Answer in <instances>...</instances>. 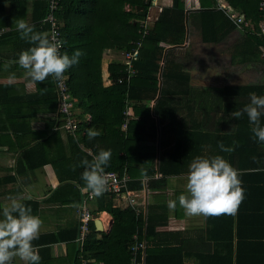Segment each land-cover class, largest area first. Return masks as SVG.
Instances as JSON below:
<instances>
[{
    "label": "crops",
    "instance_id": "0c3cea01",
    "mask_svg": "<svg viewBox=\"0 0 264 264\" xmlns=\"http://www.w3.org/2000/svg\"><path fill=\"white\" fill-rule=\"evenodd\" d=\"M35 1L0 0V203H6L13 195L24 196V203L31 207L34 214L41 217L40 235L32 242L41 257L39 264H54L55 261L59 264H104L95 260L86 263V260L80 257L82 250L76 241V208L83 201L89 205L96 216L91 222L94 225V220H98L101 224L102 230H96L94 226V237L98 238L102 233H108L114 222L110 213L97 209L98 203L102 201L107 206L121 209L128 205L127 200L126 197L106 193L98 197L93 196L90 200L85 199L88 189L81 179L85 166L80 162L83 159L91 161L93 155L104 149L103 142L96 145L97 150L94 151L93 147L85 145L86 142L80 139L87 130L83 129V126H89L91 123V110L83 112L76 101L77 110L74 106L73 118L77 127L72 131L64 129V119L56 114V98L45 104L46 96L40 90L43 84L38 82L34 86H26L24 69L14 63L19 53L30 46L28 41L20 38L15 22L17 19H24L33 24V17L36 16L33 11ZM217 2V9H224L228 15L238 14L236 9L224 0ZM191 4L199 8L198 0H193ZM124 8L128 10L130 7L126 4ZM136 9L139 10V7ZM156 14V10H153L148 16L155 18ZM246 20L248 23L245 25L251 26L250 28L244 25L242 28L236 27L220 41L228 39L227 45L231 47V55L240 49L239 45L238 49H235L234 44L240 39L241 33L251 31L264 35V30L260 28H264V16L256 25L250 19ZM191 29H195L199 43H220L203 42L198 27L190 25V32ZM42 32L46 31L43 29ZM189 35L187 31L184 42L189 39ZM240 42L241 39L238 44ZM178 46L180 45H176V48ZM172 47L174 46L165 45L160 66L167 50ZM259 50L261 53L258 58L253 55L251 60L240 57L233 59L230 56L229 62L237 66V79L234 82L224 80L196 86L190 76L188 100H184L187 106L182 101L177 113H170L165 122L154 113V105L162 89L159 72L155 95L146 103L150 116L142 113L143 122L140 121L139 125L131 127L129 122L136 120L138 116L133 105H127L125 111L129 110L130 117L124 128L122 124L125 122V111L122 113L123 118L117 129L130 139L125 140L126 149L119 151L117 156L129 158L121 173L116 170L105 171H114L120 178L126 179L125 189L132 192L130 194L136 201L134 212L143 216V224L140 226L143 236L141 238L136 234L138 241L143 243L137 250L140 264H145V258L148 260L147 264H264V156L255 159L254 154L256 151L264 155V143H251L256 148L252 146L253 149L246 147L244 150L242 161L249 164V168L238 172L245 196L234 213L188 216L179 205L174 209L167 206L169 199H174L185 191L189 162L200 154L213 155L209 151L211 148L208 143L199 154L189 139L188 154L180 156V153H170V149L176 147L175 136L180 132L184 136L187 132L179 123L182 118L188 115L192 118V114L199 120L204 117V128L211 132L210 135L213 134L212 131L217 134L238 131L239 123L244 121L247 122L246 129H251L247 114L243 113L242 109L249 102L250 93L264 94V89L261 91L260 88L264 86V44L259 46ZM112 59L107 57L102 61L104 73L101 74L100 81L103 87L122 84L117 82L118 77L113 78L109 74L108 63ZM10 72L16 75V79L11 83L8 81ZM250 72H254L252 76L249 75ZM232 86H238L237 90H231ZM222 89H229L227 100L236 102L227 112L222 111L219 98L216 99L219 97L216 93ZM52 102L55 103L53 109L49 106ZM236 110L242 112L237 122L231 115V112ZM170 120L172 126L167 123ZM261 122L264 123V116L261 117ZM91 128L99 129L102 136V124L94 122ZM125 136L123 137L126 138ZM86 139L91 142L89 138ZM109 139L110 136L107 135L105 140ZM245 141L243 140L240 146H245ZM141 144H144L146 149L140 151L137 147ZM151 146L155 147V152L151 151ZM168 154L173 156L169 159ZM114 157L111 154L110 159ZM165 162L170 164L172 171H162L161 167H165ZM253 163L257 164L256 169L253 168ZM149 170L152 173H147ZM147 214L152 219L150 225L153 229L149 230L152 233L144 237ZM13 264L23 262L15 257Z\"/></svg>",
    "mask_w": 264,
    "mask_h": 264
},
{
    "label": "trees",
    "instance_id": "16d2710c",
    "mask_svg": "<svg viewBox=\"0 0 264 264\" xmlns=\"http://www.w3.org/2000/svg\"><path fill=\"white\" fill-rule=\"evenodd\" d=\"M192 1H59L55 16L63 45L60 50L62 52L67 51L69 55L76 49H79L81 53L78 62L65 72L69 89L76 99L78 107L83 112L84 110H91V123L89 126L84 125L83 129H89L94 122H97L102 124L103 130L102 136L100 135L101 138L96 136L90 139L91 142L87 141L86 132L80 139L86 142L85 145L93 147L94 151L97 150L95 149L96 145L102 142L104 143V149H111V154L115 157L109 159L105 170H116L121 173L122 169L126 167L127 158L129 157H119L117 155L119 151L126 149L125 140L129 136L123 135L117 129V126L121 123L122 113L127 105H133L134 112L138 116L136 120L129 122L131 127H136L140 121L143 122L144 115L142 113H147L150 116V109L146 103L155 95L157 89V77L165 45L174 47L169 48L165 54L161 72V95L154 105V113L162 118L163 122L170 113L172 115L177 113L181 108L182 101L188 100L190 75L184 67L183 61L176 56V45H181L184 42L187 31L190 34V25L198 27L203 42L218 43L236 27L247 26L244 24L247 21L246 19H250L256 25L259 19L264 16V9H259L260 0H224L226 4H230L236 9L238 14L234 16L235 18L238 17L240 21L231 18L225 13L224 9H217L216 4H219L217 0H198L199 8H195L191 4ZM47 3V0H36L33 5V11L36 14L33 17V25L37 31H43L44 29L46 33L49 31V23H42V18L47 11ZM126 4L130 7L128 10L124 8ZM137 7L142 9L137 10ZM142 10L145 12L143 15L141 14ZM153 10H156V17L153 16L152 19H147L149 17L148 13H152ZM240 14L243 17L239 16ZM40 26L42 29H39ZM248 27L249 25L246 28ZM240 39L241 42L238 44ZM240 39L234 44L235 49H238V45L240 46V49L237 50L239 52L235 51L231 55L232 58L237 59V57H240L247 60L253 55L258 58V54L261 53L259 46L264 44V35L246 31L241 33ZM109 50L122 51V54L123 52L126 54L129 51H138L136 58L130 62L134 73L129 84L123 82L122 84H114L111 87L101 85V63ZM262 55L264 56L263 53ZM126 63V59H112L108 63L109 74L113 78L124 75L126 73ZM41 83L43 87L40 90L46 96L45 104L56 98L57 108L54 78L49 77ZM236 87L238 88V86ZM236 87L232 86L231 90H237ZM260 88L262 91L264 86ZM239 89L242 88L239 87ZM229 91V89H222L216 93L219 95L216 99L219 98L220 107L224 112H227L236 103L235 100H227L226 95ZM185 105L187 106L186 102ZM49 106L53 109L55 103L52 102ZM56 114L59 116L57 111ZM182 119L179 123L185 127L187 132L184 136L181 132L175 136L176 147L170 149V153H180V156L188 154L190 152L188 151L190 149H188L189 139L191 145L197 148L199 154L208 143L211 148L209 151L213 155L219 154L226 157L238 171L249 168V164L242 161L244 150L246 147L256 148L251 143L257 144L260 142L255 139L251 129H246L247 122H240L238 131L233 133L217 134L212 131L213 134L210 135L211 132L204 128V117L199 120L192 114V118L188 115ZM234 119L236 122L238 121V118L234 117ZM167 123L172 126V120ZM113 125L115 128H113ZM107 135L110 136V139L106 141ZM246 136H248V139ZM243 140H246L243 144L245 146H240ZM220 143H223L225 147H231L232 151L222 152ZM248 144L250 146H247ZM254 154H256L255 159L264 156L256 151ZM168 156L170 159L173 155L168 154ZM169 165L165 162V167H161L162 171H172L173 169ZM253 165V168L256 169L257 164L253 163ZM147 173L152 172L149 170ZM97 209L110 213L114 222L111 230L108 233H102V236L98 238L94 237L93 223L89 224V234L84 245L80 248L82 250L80 257L85 259L86 263L95 260L102 261L104 264H131L133 235L139 234V237L142 238L140 226L143 224V216L136 214L128 205L121 209L112 208L102 201L98 203ZM151 220V217L147 214L144 237L152 233V231H149L153 229L150 225ZM139 260V254L136 252L134 264H140ZM147 263L148 260L146 261L145 258V264Z\"/></svg>",
    "mask_w": 264,
    "mask_h": 264
},
{
    "label": "clouds",
    "instance_id": "9594fccd",
    "mask_svg": "<svg viewBox=\"0 0 264 264\" xmlns=\"http://www.w3.org/2000/svg\"><path fill=\"white\" fill-rule=\"evenodd\" d=\"M16 31L21 39L30 46L22 50L14 63L24 69L26 86H34L49 77L61 79L66 70L78 62L81 55L76 49L71 55L61 51V42L55 36L37 31L35 26L24 19H17ZM16 79L14 72L8 75L11 83ZM247 114L251 132L258 142L264 143V94H249V102L243 106ZM241 110L231 112L235 118L241 116ZM89 139L100 135L99 129L86 130ZM222 152H231V147L220 143ZM111 156V149H101L92 160L83 159L85 166L81 174L84 185L94 196H100L107 189L104 175L105 166ZM185 191L167 201L174 209L179 205L188 216H214L221 213L232 214L244 199L245 189L240 173L224 156L197 155L188 164L185 176ZM26 197L10 196L6 203H0V264H13L18 257L23 264H39L40 255L32 243L38 239L42 219L34 214L30 206L24 203ZM30 198V197H27Z\"/></svg>",
    "mask_w": 264,
    "mask_h": 264
},
{
    "label": "built area",
    "instance_id": "2783aa9c",
    "mask_svg": "<svg viewBox=\"0 0 264 264\" xmlns=\"http://www.w3.org/2000/svg\"><path fill=\"white\" fill-rule=\"evenodd\" d=\"M59 1L60 0H47V11L42 18V23H49V36H55L56 40L61 42V37L59 33V25L56 22V16L55 12L57 11L59 7ZM259 9H264V0H260L259 2ZM229 16L233 18L236 21H240V19L237 17L235 18L234 14L229 13ZM147 19H152V17H147ZM247 22H244L246 24ZM147 28V27H146ZM261 30H264L263 27H260ZM63 47L61 42V48ZM60 48V49H61ZM138 51H129L126 54H124V58L127 61V65L125 67L126 73L124 75H120L117 78L118 83H129L131 77L133 76L134 69L131 67V60L135 59L137 56ZM54 84L56 88V94H57V112L62 118L64 119L62 127L64 129H67L69 131L74 130L77 125L75 123V119L73 118V108L75 106L76 99L71 94V91L69 89L68 83H67V75L66 73L64 76L57 80L54 78ZM124 119L125 122H123L122 126L125 128L126 122L128 118L130 117V112L127 109L124 112ZM66 130V131H67ZM104 175L107 180V189L103 192L109 195H115L117 197H126L127 204L129 207H131L133 210H136V201L132 197L128 190L125 189V182L126 179L124 177L120 178L117 173L114 171H105ZM94 195L90 193V190H86L85 192V199H92ZM76 214L78 217V233L76 237V241L81 248L84 245V242L89 234V224L90 222L96 218L94 213L91 211V208L86 202H82L77 208H76ZM134 243L131 246V253H132V263L134 264V257L138 250V248L143 246V243L138 241L136 234L133 236ZM86 262V261H85Z\"/></svg>",
    "mask_w": 264,
    "mask_h": 264
},
{
    "label": "rangeland",
    "instance_id": "374dc122",
    "mask_svg": "<svg viewBox=\"0 0 264 264\" xmlns=\"http://www.w3.org/2000/svg\"><path fill=\"white\" fill-rule=\"evenodd\" d=\"M250 27L251 26H249V28ZM188 38L189 39L186 40V45L185 41L176 48V56L183 61L184 67L188 70L189 75L192 77V82H194L196 86L211 84L216 81L218 83L224 80L234 82L237 79V66L229 62L232 51L231 47L227 45V38L216 45L202 44L199 43L197 36H195V29H191ZM111 51L112 50L107 51V54L105 52V59L107 57L123 59L124 52L122 54V51ZM250 65L253 66L252 63ZM102 73H104L103 63H101V74ZM253 73L254 72H250L249 75L252 76ZM77 106H75V110H77ZM137 148L140 151L143 148L146 149L144 144H141V146ZM150 149L154 152L156 150L154 146H151ZM54 264L59 263L55 261Z\"/></svg>",
    "mask_w": 264,
    "mask_h": 264
},
{
    "label": "water",
    "instance_id": "95a60500",
    "mask_svg": "<svg viewBox=\"0 0 264 264\" xmlns=\"http://www.w3.org/2000/svg\"><path fill=\"white\" fill-rule=\"evenodd\" d=\"M139 9H142L141 7H139ZM145 12L142 10L141 14L143 15ZM161 72H162V65L160 66V69H159V77L161 76ZM94 226H95V229L96 230H102L101 228V224L98 220H94ZM91 264H100L98 262H93Z\"/></svg>",
    "mask_w": 264,
    "mask_h": 264
}]
</instances>
